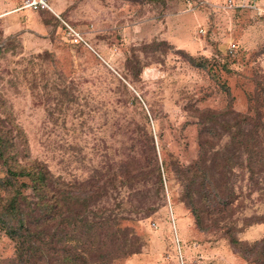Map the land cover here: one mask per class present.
<instances>
[{"label":"rangeland","instance_id":"1","mask_svg":"<svg viewBox=\"0 0 264 264\" xmlns=\"http://www.w3.org/2000/svg\"><path fill=\"white\" fill-rule=\"evenodd\" d=\"M46 2L50 10L32 12L21 9L22 0H0L2 116L21 131L22 161L43 162L79 182L120 177L127 162L137 167L150 155L147 132L162 205L149 218L121 223L143 247L112 264H259L241 258L219 231L196 227L170 163L195 158L199 125L214 127L203 111L264 121V0ZM227 140L225 134L220 145ZM236 181L244 198L234 203V217L264 214L259 192L250 193L246 178ZM117 185L103 205L120 200L128 208L137 204L135 192L150 190ZM236 236L261 241L264 223ZM13 254V242L0 232V264Z\"/></svg>","mask_w":264,"mask_h":264},{"label":"trees","instance_id":"2","mask_svg":"<svg viewBox=\"0 0 264 264\" xmlns=\"http://www.w3.org/2000/svg\"><path fill=\"white\" fill-rule=\"evenodd\" d=\"M4 105L0 97V232L14 246L8 264H112L139 253L143 244L121 223L149 218L162 205L160 167L149 134L143 142L150 155L137 167L131 165L134 160L127 162L121 178L107 173L97 182L73 181L54 175L43 162L22 161L23 137L2 116ZM201 118L214 127L199 125L195 158L187 165L170 163L182 201L200 231H219L241 258L264 264V239L248 243L236 236L241 229L264 223V214L234 217V203L244 198L237 179L246 178L250 193L257 191L264 198V121L231 110L203 111ZM225 134L228 140L220 145ZM118 183L150 190L135 192L137 204L128 208L120 200H114L113 207L103 205L100 200L117 192Z\"/></svg>","mask_w":264,"mask_h":264},{"label":"built area","instance_id":"3","mask_svg":"<svg viewBox=\"0 0 264 264\" xmlns=\"http://www.w3.org/2000/svg\"><path fill=\"white\" fill-rule=\"evenodd\" d=\"M21 9L40 12L48 11L50 10V7L46 0H22ZM67 34L74 44H80L82 42V37L72 27L67 26Z\"/></svg>","mask_w":264,"mask_h":264}]
</instances>
